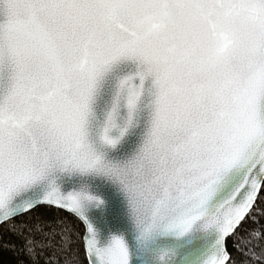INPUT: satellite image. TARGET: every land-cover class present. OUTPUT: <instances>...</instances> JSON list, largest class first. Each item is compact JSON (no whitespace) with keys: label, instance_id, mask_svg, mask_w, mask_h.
Instances as JSON below:
<instances>
[{"label":"snow or ice","instance_id":"1","mask_svg":"<svg viewBox=\"0 0 264 264\" xmlns=\"http://www.w3.org/2000/svg\"><path fill=\"white\" fill-rule=\"evenodd\" d=\"M0 249L264 264V0H0Z\"/></svg>","mask_w":264,"mask_h":264},{"label":"trees","instance_id":"2","mask_svg":"<svg viewBox=\"0 0 264 264\" xmlns=\"http://www.w3.org/2000/svg\"><path fill=\"white\" fill-rule=\"evenodd\" d=\"M30 264L26 257L14 255L12 252L0 249V264Z\"/></svg>","mask_w":264,"mask_h":264}]
</instances>
